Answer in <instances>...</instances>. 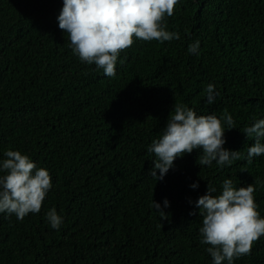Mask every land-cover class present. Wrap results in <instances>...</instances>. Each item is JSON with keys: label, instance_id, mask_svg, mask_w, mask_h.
<instances>
[{"label": "trees", "instance_id": "1", "mask_svg": "<svg viewBox=\"0 0 264 264\" xmlns=\"http://www.w3.org/2000/svg\"><path fill=\"white\" fill-rule=\"evenodd\" d=\"M62 7L63 0H0V159L18 150L53 183L40 213L22 221L0 213V264H213L195 204L208 183L219 194L225 179L237 188L258 180L264 218V155L247 162L255 139L242 132L264 119V0H181L167 18L181 38L136 40L115 77L73 54L59 28ZM196 40L198 54H190ZM208 84L218 93L212 104ZM176 102L197 115L231 113L224 147L241 159L200 167L194 150L163 180L150 176L155 156L147 149ZM53 207L59 230L46 219ZM234 264H264V236Z\"/></svg>", "mask_w": 264, "mask_h": 264}, {"label": "clouds", "instance_id": "2", "mask_svg": "<svg viewBox=\"0 0 264 264\" xmlns=\"http://www.w3.org/2000/svg\"><path fill=\"white\" fill-rule=\"evenodd\" d=\"M181 0H63L58 16L59 28L67 34L72 49L82 63L95 65L107 77L116 76L121 53H126L136 40L145 42L179 40L178 32L167 30V18L172 17ZM200 41L189 44L188 52L198 54ZM207 103L212 104L218 95L216 86L208 84L204 90ZM227 126V130L225 129ZM235 128L231 113L225 110L221 117L215 114L197 115L194 109L176 102L166 127L147 151L154 154V167L150 176L163 180L178 158L199 150L197 164L211 167L231 166L241 159L240 151L225 149V132ZM255 143L247 148V162L264 155V119L257 120L242 131ZM0 159V213L15 215L23 220L42 210L48 193L53 188L49 170L37 167L28 155L18 150H7ZM159 172V175H157ZM235 187L232 179H225L222 191L208 183L207 193L195 202L200 209L202 227L200 243L208 245L206 251L213 264H234V261L251 255L254 243L264 236V218L255 201V185ZM193 183V189L198 188ZM191 203V201H190ZM164 208L170 206L165 199ZM154 208L162 220L168 214L161 204L153 200ZM195 214V213H193ZM52 229L59 230L63 218L53 207L46 213Z\"/></svg>", "mask_w": 264, "mask_h": 264}]
</instances>
